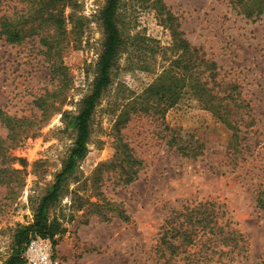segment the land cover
<instances>
[{
  "label": "rangeland",
  "instance_id": "1",
  "mask_svg": "<svg viewBox=\"0 0 264 264\" xmlns=\"http://www.w3.org/2000/svg\"><path fill=\"white\" fill-rule=\"evenodd\" d=\"M29 1L0 0V18L18 13L20 26L37 25ZM107 1H54L67 29L59 57L40 34L10 42L0 26V264L71 152L77 131L65 114L77 113L91 92ZM117 24L124 51L92 118L89 151L50 207L62 264H264L256 201L264 190V14L248 18L234 0H120ZM171 24L218 62L219 81L238 85L243 104L229 105L235 127L190 94L175 103L156 94L150 100L160 113L132 111L117 125L123 105L170 63ZM123 143L141 161L130 183L111 165ZM103 162L110 163L98 172ZM202 218L223 229L202 234ZM180 226L198 230L193 243L173 238ZM232 231L239 246L221 252Z\"/></svg>",
  "mask_w": 264,
  "mask_h": 264
},
{
  "label": "trees",
  "instance_id": "2",
  "mask_svg": "<svg viewBox=\"0 0 264 264\" xmlns=\"http://www.w3.org/2000/svg\"><path fill=\"white\" fill-rule=\"evenodd\" d=\"M57 0H30L31 15L33 22L29 28L20 26L22 16L18 13L12 16H2L1 33L6 34V38L10 42H20L29 34H40L42 42L47 46V52L51 55H58L59 45L65 39L67 34L66 23L63 16L61 6H53ZM240 7L242 13L246 17H259L264 14V0H234ZM45 2V5H42ZM120 0H108L103 10V23L105 26L106 37L103 42V50L96 62V76L92 83L91 92L83 98L82 108L77 113L67 112L65 120L68 126L77 131L71 152H69L63 170L57 175L54 183L50 184L46 193L41 196L36 206L35 220L30 224H21L15 232V242L12 253L5 260L4 264H25L24 251L31 238L36 235L51 238L54 244V236L57 228L55 222H51L49 218L50 207L61 200L64 191V183L69 175L73 174L79 161L83 159L89 151V141L91 135V121L94 116L97 105L104 93L114 82L115 69L117 61L124 51L125 38L121 34L117 24V13ZM34 13L32 14V7ZM28 17L29 20L31 17ZM172 20V15L167 14ZM175 42L171 46L172 54L170 63L163 66L159 76L153 83L147 86L138 96L130 99L123 105L118 116L117 125L126 123L132 111L140 113H160L162 108L150 99L159 94L170 102H177L190 94L199 101L205 108L211 109L225 121L229 122L232 127L233 119L230 114L229 105L234 103L241 106L243 103L241 93H237L238 85L233 82L219 81V64L213 58H207L198 46L193 45L187 38L183 37V32L177 29V26L171 24ZM59 57V55L57 56ZM224 82V83H223ZM46 98L41 97L39 105L43 107ZM0 113H3L0 111ZM45 115V111L42 113ZM10 117V116H7ZM124 144V143H123ZM125 152L118 154L111 162L112 166H120V181L130 183L135 180L141 161L132 152L129 151L128 144H124ZM180 149H187L186 146ZM185 153H188L185 151ZM110 162H103L97 168L98 172H102L105 166ZM99 179H95V185ZM257 207L264 216V190H260L257 196ZM90 205L98 206V202H90ZM99 211V210H98ZM105 217L107 218L106 214ZM208 220L207 218L199 219L196 222ZM212 221H214L212 223ZM212 223V224H211ZM184 226V225H182ZM182 226L174 227L173 238H179L184 244L193 243V233L198 230L184 229ZM208 227V232L207 228ZM222 228L215 218L207 221V224L199 230L202 234L213 233L215 229ZM220 231V230H219ZM199 234V233H198ZM235 236V235H234ZM236 239V237H235ZM217 240V239H216ZM223 247L221 252H225V247H229L226 251H235L239 246L233 238V231L225 233L222 238ZM174 249L177 247L172 240L167 241ZM55 246V245H54ZM172 250L173 252L175 250ZM172 252V253H173ZM176 253V252H175ZM239 254V252L237 253ZM233 258V257H232Z\"/></svg>",
  "mask_w": 264,
  "mask_h": 264
},
{
  "label": "built area",
  "instance_id": "3",
  "mask_svg": "<svg viewBox=\"0 0 264 264\" xmlns=\"http://www.w3.org/2000/svg\"><path fill=\"white\" fill-rule=\"evenodd\" d=\"M25 264H62L51 238L36 235L31 238L25 251Z\"/></svg>",
  "mask_w": 264,
  "mask_h": 264
}]
</instances>
